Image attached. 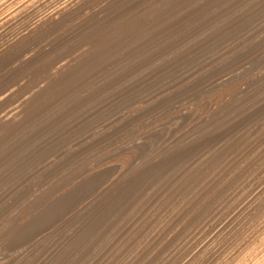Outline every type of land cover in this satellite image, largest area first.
Wrapping results in <instances>:
<instances>
[{
    "label": "bare ground",
    "instance_id": "1",
    "mask_svg": "<svg viewBox=\"0 0 264 264\" xmlns=\"http://www.w3.org/2000/svg\"><path fill=\"white\" fill-rule=\"evenodd\" d=\"M121 1H123V0H0V69L7 68L8 71H12L13 73H15L14 76L12 75L13 84L14 83L20 84L21 80H24L25 77H27V75L21 76L20 74H18L16 72L17 70H19V68L21 69V67L23 68V66H26V65L33 67L34 70L37 69L36 70L37 73L42 72L44 70V73L48 74V72L50 71L51 73L48 75V78H46L44 83L45 82L50 83V81L54 82L56 78H58L57 81L59 83V76H61L63 73H65L69 69H71L70 67H72V64L78 60L77 57H79V55L85 56V54L89 51V47H88V49L85 47L86 50L84 48H83L84 49L83 51L80 50L81 52L79 51V55L76 53L77 56H75L71 60H69L70 59V58H68L69 56L67 57L68 59L66 57L63 58L61 56L62 57L61 59H57L54 62H53V60L51 61V60H49V58L47 59V57H46V55H48L49 49L54 44L58 45L57 42L59 41L60 38L65 39L62 37L71 35L70 34L71 31L77 30L75 28L79 29L80 26H82V25H84V24H86L92 20L100 18L105 13H108L107 11L110 8H112L115 5H118V3H120ZM144 1H146V0H144ZM157 1H159V0H156V2ZM206 1H208V0H206ZM252 1H251V3H253ZM258 1L256 0V2H258ZM135 2H137V1H135ZM164 2L166 3V0ZM179 2H180V0H179ZM192 2L194 3L195 0ZM200 2H201V0H200ZM132 3H134V2L132 1ZM165 3H164V6H165ZM182 3H184V2H182ZM201 3H203L202 5H204V2H201ZM218 3L220 4L221 2H218ZM141 4L139 2L138 5H141ZM159 4H161V3H159ZM159 4H156V5L158 6ZM178 4H180V3H178ZM178 4H177V7L179 6ZM196 4H198L197 1H196ZM222 4H223V2H222ZM149 5H150V3H149ZM162 5L163 4H161V6ZM181 5L182 4H180V6ZM188 5H190V4H188ZM198 5H195V7ZM120 6H122V3ZM127 6H128V2H127ZM153 6L155 7L154 4H153ZM174 6H176V4ZM248 6L250 7V5H248ZM151 7H152V5H151ZM258 7H259V5H258ZM162 8L164 9L163 6H162ZM122 9H123V7H122ZM177 9H179V8H177ZM231 9H233V8H231ZM128 10H129V8H128ZM146 10H148V9H146ZM151 10L153 11V8H151ZM158 10H159V8H158ZM168 10H169V8H168ZM189 10H191V9H189ZM223 10H226V9H223ZM135 11H137V10H135ZM139 11H140V9H139ZM161 11H162V9H161ZM186 11H184V12H186ZM219 11H221V10L219 9ZM236 11H237V9H236ZM242 11L243 10H241V13H242ZM122 12H121V14H122ZM140 12H142V11H140ZM146 12L147 11H145V14H146ZM239 12H240V10H239ZM112 13H111V15H112ZM118 13H117V15H118ZM136 13H138V12H136ZM148 13H150V12H148ZM201 13H202V11H201ZM229 13H230V11H229ZM121 14L119 13V15H121ZM180 14H182V13H180ZM127 15H130V14L126 13V16ZM139 15H140V13H139ZM194 15H195V12H194ZM195 16H197V15H195ZM129 17H130V18H128V19H130L129 22L130 21L132 22L133 19L131 20V15ZM141 17L144 18V16H141ZM148 17H149V14H148ZM164 17L165 16H163V18ZM183 17H185V16H183ZM238 17H239V15H238ZM133 18L135 20V18H137V17L135 16ZM146 18H147V16H146ZM225 18H227V17H225ZM259 18H261V17H259ZM174 19H173V21H174ZM201 19H202V17H201ZM224 19L219 20V21L221 22ZM104 20H106V19H104ZM191 21H193V20H191ZM233 21H235V19ZM233 21H232V23H234ZM117 22H119V21H117ZM164 22H165V20H164ZM260 22H258V23H260ZM102 23H100L99 25L97 24V25L100 26ZM198 23H200V22H198ZM217 23H219V22H217ZM238 23L239 22H237V24ZM94 24L96 25V23H94ZM94 24H93V26H94ZM111 24H112V22H111ZM145 24L147 25V23H145ZM150 24H151V22H150ZM152 24L155 26L154 22ZM209 24H206V25H209ZM223 24H221V25L218 24V25H220V27H221ZM225 24H226V21H225ZM133 25H135L134 22H133L132 26ZM105 26H106V24H104V27ZM136 26H138V25H136ZM172 26H169V29H170V27L172 28ZM263 26L264 25H262V27ZM158 27H159V25H158ZM88 28H90V27H88ZM134 28H135V26H134ZM148 28H149V26H148ZM156 28H157V26H156ZM163 28H164V26H163ZM258 28H260V27H258ZM135 29H137V28H135ZM83 30H84V28H83ZM170 30L173 31L174 29L173 30L170 29ZM193 30H194V28H193ZM251 30H253V28ZM251 30H250V32H251ZM97 31H98V29L95 32H97ZM107 31H108V29H107ZM132 31H131V34H132ZM246 31L244 29V32H246ZM257 31H256V35L258 36ZM87 32H89V34H90V32H91L90 29ZM116 32L118 33V30ZM153 32H156V31L154 30ZM157 32H158V30H157ZM185 32H187V31H185ZM219 32H221V31H219ZM222 32H223V30H222ZM67 33H69V35H66ZM138 33H139V35L141 34L140 32H138ZM151 33L148 34V36L151 35ZM210 33L213 34L212 32H210ZM188 34H189V32H188ZM234 34H235V32H234ZM238 34H240V32ZM262 34H263V32H262ZM103 35L104 34H102L101 36H103ZM119 35H121V34H119ZM205 35H203V36L205 37ZM250 35L253 36L252 32ZM263 35H262V37H263ZM114 36H117V34ZM159 36H160V34H159ZM244 36H245V33H244ZM69 37H71V36H69ZM120 37H122V36H120ZM133 37H135V36H133ZM193 37L195 38V36H193ZM234 37L237 38L238 36H233L232 38H234ZM245 37L247 38V36H245ZM99 38H101V37H99ZM115 38L117 39L118 37H115ZM115 38H112V39H115ZM137 38H136V40H137ZM249 38H250V36H249ZM61 39H60V42H62ZM255 39H256V37H255ZM104 40H105V38L103 39V41ZM132 40H133V38H132ZM176 40H177V38H176ZM179 40H181V39H179ZM252 40H253V38H252ZM71 41H73V40H71ZM75 41L77 43L78 40H75ZM91 41H92V39H91ZM156 41H158V40H156ZM183 41H185V40H183ZM202 41L206 42V39H205V41L204 40H202ZM258 41H260V40H258ZM155 42H153L154 45H155ZM213 42H215V41H213ZM233 42H234V40H233ZM263 42H264V40H263ZM263 42H260V45ZM80 43H81V41H80ZM94 43H95V41H94ZM97 43H96V45H97ZM170 43H171V41H170ZM148 44H150V42ZM164 44H165V42H164ZM178 44H180V43H177V45ZM195 44H197V42ZM198 44H199V42H198ZM208 44L209 43L207 42V45ZM66 45H67V43H66ZM72 45H73V43H72ZM110 45H112L111 42H110ZM75 46H76V44L74 45V47ZM99 46H100V44H99ZM136 46H138L137 43H136ZM165 46L166 45H164L162 48H164ZM183 46H185V44ZM209 46H211V45L209 44L207 46V48ZM213 46L215 47V45H213ZM262 46H260V47L262 48ZM104 47H106V46H104ZM121 47H123V45ZM134 47H135V44H134ZM148 47H150V46H148ZM191 47H192V45H191ZM229 47L230 46H228V48ZM68 49H69V47H68ZM71 49H73V47ZM110 49H112V48H110ZM177 49H179V48H177ZM210 49H212V48H210ZM59 50H60V48H59ZM62 50L64 52L65 48H62ZM95 50H97V49H95ZM95 50H92V51L95 52ZM100 50H102V49H100ZM121 50L124 51L123 49H121ZM147 50L149 51V49H147ZM206 50L208 51V49H206ZM90 51H89V53H90ZM207 51H205V54L207 53ZM225 51H223V52H225ZM229 51H232V50H229ZM60 52H61V50H60ZM60 52H58L57 54L59 55ZM77 52H78V50H77ZM102 52H103V50H102ZM108 52L109 51H107V53ZM128 52H131V51H128ZM133 52H135V51L133 50ZM137 52H138V50H137ZM160 52L162 53V51H160ZM233 52H235V50H233ZM54 53H55V51H54ZM64 53H62L61 55H63ZM244 53H245V51H244ZM256 53H257V50H256ZM102 54L105 56L107 55L104 53H102ZM110 54H111V52H110ZM134 54H136V53H134ZM148 54H150V56H151V53H147V56H148ZM169 54H171V53H169ZM169 54H168V56H169ZM177 54H179V53H177ZM118 55H116V56H118ZM143 55H144V53H143ZM200 55H201V52H200ZM64 56H65V54H64ZM51 57L53 59L52 55H51ZM92 57H91V59H92ZM100 57H102V55L99 56V58ZM170 57H171V55H170ZM185 57L188 59L187 56H185ZM205 57L207 58L209 56L207 55ZM230 57L231 56H229L228 61H229ZM232 57H234V56H232ZM244 57H245V55H244ZM119 58H121V57H119ZM126 58H128V57H126ZM148 58H149V56H148ZM209 59H210V57H209ZM212 59H214V58H212ZM221 59H223V58H221ZM111 60L113 61V58ZM128 60H130V59L128 58ZM137 60H138V56H137ZM155 60H156V58H155ZM263 60H264V57H263ZM106 61H108V60H106ZM112 61L111 62L109 61V62L112 63ZM141 61H143V60H141ZM150 61H152V60H150ZM179 61L177 60V62L176 61L175 62L178 63ZM210 61H211V59H210ZM262 61H261V64H257V66H254V65H252V66L247 65L246 66V65H243L242 62L238 61L243 66L238 67V69L235 71L234 74H231L227 71L229 73V75H226L223 77L219 75L222 78L219 77V79L217 81H215L213 84L210 83L211 85L209 87H207L208 89L206 88L207 90H205L204 92H201V94L199 96L185 97V95H184V97L178 98L177 100H175V102H174L175 106L173 105V107L170 106V108H169V111H170L171 107H172V109L174 108L173 109L174 111L172 114L169 111L168 112L165 111V114L159 116L158 118H156L154 120L141 121L135 128H132L130 131H127L121 135H118L116 138H114L112 140H109V139H102L101 140L100 139L101 141H99V140L94 141L97 138L99 139V138H102L103 136L106 137V135H104V134L106 132H108V129L98 131V132L96 131L93 133L91 132V133H88L86 135V137H84V138L82 137L83 139L79 140V143L77 144V145H79V147L76 148L73 152H71V154H69L68 158H65L66 159V164H65L66 168L62 172L61 178H59V179L57 178L58 180L56 181L54 186L51 187L50 189H48V191H46V192L43 191V193L40 194V197L37 198L36 202L35 203L33 202L34 205L29 210L22 212L21 214L17 215L15 218L2 220L0 222V226H1L0 227L1 228L0 229V245L2 246V248L9 250L12 248L20 247L19 252H21L25 249L27 242L29 240H31L32 238L36 237V234L38 235V232L42 228L45 229V231H49L53 226V225L51 226V223H54V221H56L58 219H64V218H69V217L73 216L75 209H76V212L79 210V212L84 213V211H87L92 206L96 205V203H99L98 207L97 208L95 207L96 209L93 212L94 220H92V218H91V220H92L91 223L87 224L85 222L86 223L85 226H80V228L78 226L79 230L78 231L76 230L77 234L72 236V239H74V237H75V238H78L81 242L80 245L78 243L76 244L79 248L78 256L84 250H86L90 247L93 248V253H95V254H93V256H91L90 258H88L87 260H85L84 262L79 263V264H86L89 261L91 264H264V84L259 83L261 81L264 82V61L263 62ZM122 62H124V61H122ZM166 62H167V60H166ZM188 62H189V60H188ZM128 63H129V61H128ZM135 63H137V61ZM139 63H142V62H139ZM113 64H115V63H113ZM122 64L125 65L124 63H122ZM152 64H154V63H152ZM186 64H187V62H186ZM212 64L215 65L216 63L214 64L212 62ZM230 64H232V62ZM81 65H82V63H81ZM87 65H88V63H87ZM168 65H169V63H168ZM183 65H184V62H183ZM232 65H234V64H232ZM85 66H86V64H85ZM126 66H125V69H126ZM74 67H76V66H74ZM181 67H178V68L181 69ZM205 67H206V64L204 66V69H205ZM218 67H219V65H218ZM105 68H107V67H105ZM127 68H128V66H127ZM144 68L145 67H143L142 69H144ZM166 68H167V66H166ZM210 68L211 67L209 66V69ZM234 68H235V66H234ZM116 69H117L116 71L118 72L121 69V66H120L119 70H118V67ZM137 69H139V68H137ZM146 69H147V65H146ZM206 69H208V68H206ZM110 70L112 71L111 68H110ZM122 70H124V69H122ZM130 70H132V68ZM188 70H189V68H188ZM229 70H231V69H229ZM86 71L87 70H85V72ZM90 71H91V68H90ZM99 71H101V70H99ZM141 71H144V70H141ZM152 71L154 72V69ZM152 71H151V73H152ZM194 71H197V70H194ZM69 72L71 73V70ZM132 72H134V71H132ZM95 73L96 72H93V74H95ZM120 73H121V71H120ZM174 73H176V72H174ZM31 74H30V76H31ZM87 74H85V75H87ZM147 74H148V72H147ZM211 74H213V73H211ZM64 75L65 74H63V76ZM99 75H100V73H99ZM122 75L123 74H121V76ZM43 76H42V78H45ZM107 76H109V75L107 74ZM189 76H191V74ZM194 76H196V75H194ZM194 76H193V78H194ZM8 77H10V76H8ZM33 77H34V74H33ZM92 77H94V76H92ZM30 78H32V77H30ZM87 78H89V76ZM186 78H188V77H186ZM80 79H81V77H80ZM99 79H100V77H99ZM103 79L104 78H101L100 81H102ZM113 79H115V77L112 78V80ZM200 79H201V77H200ZM5 80H6V78H5ZM31 80L33 81V79H31ZM81 80H83L85 82V77L84 78L82 77ZM81 80H80V82H81ZM93 80H94V78H93ZM207 80H209V79H207ZM113 81H115V80H113ZM168 81H169V79H168ZM108 82H110V81H108ZM198 82H201V81L199 80ZM21 83H23V82H21ZM81 83H83V82H81ZM85 83H83L84 87H85ZM175 83H174V85H175ZM258 83L260 85L257 86ZM32 84H33V82H32ZM69 84H71V83H69ZM93 84H95V83H93ZM104 84H106V83H104ZM110 84H111V82H110ZM35 85H33V86H35ZM49 85H51V84H49ZM49 85L47 84L48 87H49ZM63 85H64V83H63ZM119 85H122V84H119ZM176 85H177V83H176ZM189 85H190V83H189ZM193 85H194V83H193ZM206 85L208 86V84H206ZM255 85H256V87L254 89H252ZM30 86H31V84H30ZM33 86H32V89H37V92H35V90H34L32 93L29 94L28 99L30 101H31L33 95L40 92L39 91L40 88H38V85H36V87H34V88H33ZM97 86H99V85H96V87ZM118 86H116V88ZM123 86H128V85L124 84ZM201 86L202 85H200V87ZM42 87H44V84H43V86H41V88ZM66 87H68V86H66ZM93 87H94V85H93ZM100 87H101V85H100ZM111 87H112V85H111ZM119 87H121V86H119ZM149 87H151V86H149ZM159 87H160V85H159ZM198 87H199V85H198ZM116 88L114 86L113 90L115 91ZM7 89H8V86H7ZM16 89H17V87H16ZM87 89H88V85H87ZM87 89H84V90L87 91ZM98 89H99V87H98ZM101 89L103 90V88H101ZM118 89L119 88H117L116 91L119 94ZM73 90L75 91V88ZM0 91H1V89H0ZM50 91L52 92L53 90H50ZM94 91H95V89H94ZM114 91L111 90V92H114ZM193 91H194V89H193ZM196 91H198V90H196ZM87 92H89V90ZM90 92H91V90H90ZM100 92H101V90H100ZM183 92H184V90H183ZM84 93H85V91H84ZM89 93H87V94L89 95ZM101 93L99 94V96L101 95ZM154 93H155V91H154ZM158 93H160V92H158ZM161 93H162V91H161ZM166 93L167 92H165L164 97L167 96ZM17 94H18V92H17ZM44 94H45V92H44ZM103 95H105V94H103ZM23 96L26 97L25 95H23ZM46 96H48V95H46ZM57 96H59V95H57ZM67 96H69V95H67ZM93 96L91 98H94ZM134 96H136V95H134ZM187 96H189V95H187ZM42 97H43V95H42ZM51 97H50V99H51ZM53 97H55V96H53ZM65 97H66V95H65ZM65 97H64V99H65ZM105 97H107V96H105ZM111 97L113 98L114 96H111ZM4 98H6V97H4ZM80 98H81V96H80ZM83 98H84V96H83ZM101 98H103V96H101ZM101 98L99 97L97 99H101ZM115 98H117V97L115 96ZM115 98H113V99H115ZM120 99H121V96H120ZM158 99H160V98L159 97L153 98L150 102L149 101L146 103L144 102L145 106H142L137 110H135L136 103H132L128 107H125L124 105H126V104H124L123 106L125 107V109H123V111L120 112L114 118V120H112L114 122H112V124L109 125L110 126L109 129H111V127L118 126L119 124H121L125 120H129V119L134 118L137 114H139L141 112V109H143L144 107H147V106H151V105L153 106V104H155V101ZM20 100H21V97H20ZM25 100L27 101V99H25ZM70 100H72V99L70 98ZM84 100H86V98H84ZM96 100H94V102H96ZM104 100L106 101V104H107L108 101L105 98H104ZM79 101L81 102V100H79ZM79 101H77V102H79ZM102 101H103V99H102ZM105 101H103V102H105ZM135 101H137V100H135ZM135 101H132V102H135ZM140 102H141V100H140ZM31 103H32V101H31ZM38 103L35 104L34 106L36 107V105H38ZM64 103H66V102H64ZM0 105H2V104H0ZM15 105H17V103ZM80 105H82V104H80ZM168 105H171V104H168ZM168 105H166V106H168ZM52 106H54V105H52ZM82 106L81 107L79 106V108H82ZM116 106H117V104H116ZM4 107H6V106H4ZM14 107H16V106H14ZM22 107L23 106L13 109V111L10 114L3 117L4 121H8V120L14 119L16 116H19L20 112L23 111L22 109L24 107L23 108ZM25 107H26V105H25ZM28 107H29V105H28ZM56 107H57V105H56ZM56 107H55V110L57 111ZM87 107H88V105H87ZM90 107L91 106H89V108ZM11 108L12 107H10V109ZM65 108H66V106H65ZM86 109H88V108H86ZM95 109H97V108H95ZM93 110L94 109H92V111ZM109 110H111V109H109ZM1 111H3V110H1ZM38 111H40V108ZM88 111H89V109H88ZM35 112H37V111H35ZM81 112H85V111H81ZM151 112H153V111H151ZM4 113H6V111ZM75 113L77 114L78 112H75ZM43 115L45 116L46 114L44 113ZM78 115H79V113L77 114V116ZM94 115L92 116V118L94 117ZM97 116H98V114H97ZM97 116H95V117H97ZM143 116H145V114ZM95 117H94V119H95ZM105 118H103V119H105ZM15 119H18V118H15ZM31 119H33V118H31ZM42 119L44 122V118H42ZM78 119H80V118H78ZM81 119L83 120L84 118L81 117ZM81 119H80V121H81ZM1 120L2 119H0V121ZM92 121H94V120H92ZM138 121H140V120L138 119ZM58 122H59V120L57 121V123ZM77 122H78V120H77ZM89 122H91V120ZM44 123H46V121ZM61 123H63V122H61ZM94 123H96V122H94ZM38 124H39V122H38ZM97 124H98V121H97ZM116 124H118V125H116ZM31 125H32V123L30 124V126ZM83 125H85V124H83ZM104 125H105V122H104ZM0 126H2V125L0 124ZM33 126H34V124H33ZM90 126H91V124H90ZM72 127L73 126H71V129H73ZM86 127L87 126L85 125V128ZM27 128H29V126H27ZM88 128H90V127H88ZM33 132H35V131H33ZM12 133L13 132L11 131V134ZM84 133H86V132H84ZM112 133H113V131H112ZM11 134H9V135H11ZM72 136H74V135H72ZM70 138L68 137V139H70ZM76 139L78 142L77 137H76ZM15 140L17 141V139H15ZM21 141L23 142V140H21ZM77 142H75V143H77ZM46 144H49V143L47 142V143H45V145ZM9 145H11V144H9ZM72 145H70L69 147H71ZM16 146H18V145H16ZM19 146H20V144H19ZM6 147H8V145ZM12 148H14V147L12 146ZM32 149L34 150V148H32ZM50 149H51V147H50ZM14 150H15V148H14ZM63 150H65V148ZM35 151H38V150H35ZM41 151H43V150H41ZM11 152H13V150H11ZM66 152L68 153V151H66ZM12 154H15V153H12ZM51 154H53V152ZM0 156H1V154H0ZM13 157H15V156H13ZM45 158H47V157H45ZM50 158L51 159L49 161L47 160V163L45 165V167H46L45 170L51 166H54L55 163L59 162L58 161L59 159H57V161H56L54 158H52V157H50ZM0 159H1V157H0ZM42 160L43 159H41L40 161H42ZM4 162H1V163H4ZM37 162L38 161H36V163ZM113 162H120L119 163L120 167L117 170L114 168L115 171H112V172H108V171H106V169L102 173L99 172L100 171L99 169H101V167L102 168L106 167L108 164L113 163ZM19 163H20V161H19ZM117 164L118 163H116V165ZM28 166H30V165H28ZM109 166L114 167L115 165L113 163ZM13 169L15 170V168H13ZM31 169H32V167H31ZM41 169H43V168H41ZM21 170L22 169L19 170V173L21 172ZM35 170H37V169H35ZM39 171H41V170H39ZM2 172L3 171L1 169L0 173H2ZM4 172H5V170H4ZM34 172H36V171H34ZM7 173L10 174L9 172H7ZM39 173H38V175H40ZM32 174H34V173H32ZM32 174H30V178H32L31 177ZM50 174H52V173H50ZM11 175H13V174H11ZM38 175H36V176L38 177ZM40 177L42 178V176H40ZM39 178H38V180H39ZM5 181H6V179H5ZM22 181L23 180H21V182ZM29 181L32 182L33 178H32V181L31 180H29ZM33 182H36V181H33ZM7 184L9 185V182ZM28 185H29V183H28ZM31 185H32V183H31ZM31 185H29V186H31ZM16 187L17 186H15V188ZM68 188H70V189H68ZM4 189H5V187H4ZM9 189H11V188L9 187ZM16 190L18 191L19 188ZM3 191L4 190H2V192ZM7 191H12V190H7ZM36 192L34 191V193H36ZM6 195H8V194L6 193ZM17 195H18V193H17ZM3 196L4 195H2L1 198L5 199V197H3ZM32 196H33V194H32ZM8 198H10V197H7V199ZM36 208H43V210L38 215H33L34 214L33 212ZM103 210H106L105 214L101 215ZM87 214H88V212H87ZM8 218H9V216H8ZM234 219H239V222L237 225H235L236 223H234L232 225V220H234ZM71 220H72V218H71ZM98 220H99V222H98ZM104 221L108 222V223L105 224ZM149 224L150 225H156V226H147ZM230 224L232 226H229ZM22 225H25V226H23L25 228L23 231H17L16 234H11V235L7 232V230H5L3 228L6 226H12L13 228H15V226H22ZM114 226H116V228H113ZM73 229H75V228H73ZM113 229L117 232H119L118 230H120V231L127 230V231L124 233V235H122V234L115 235L116 232ZM106 230H111V232L114 233V237L110 238V240H108L109 238L101 240V237ZM95 234H99V237L91 238ZM41 235H43V234H41ZM44 235H46V233ZM78 256L76 257V259L78 258ZM8 257H9V255L7 252L6 253L4 252L2 255H0V259H6Z\"/></svg>",
    "mask_w": 264,
    "mask_h": 264
},
{
    "label": "rangeland",
    "instance_id": "2",
    "mask_svg": "<svg viewBox=\"0 0 264 264\" xmlns=\"http://www.w3.org/2000/svg\"><path fill=\"white\" fill-rule=\"evenodd\" d=\"M128 2V6H127V2ZM132 1L134 3H132ZM123 0L120 3H118V5L113 6L112 8H110L104 15H102L100 18L92 20L82 26L78 28L76 31L73 30L70 32L71 35H69V33H67L66 35L69 36H64L62 38L65 39H61L62 42L59 41L57 42L58 45L54 44L48 51V55H46L47 59L49 58V60H53L56 61L57 59H61L62 57H68L70 58L69 60H71L72 58H74L75 56H77V54L79 55V51H83L84 49L86 50V48L88 49L89 47V51L85 54V56H80L77 57V61L74 62L72 64V67H70L71 69H69L67 72L63 73L65 74L63 76V74L61 76H59V83H58V78H54L55 81L57 82H53L50 81V83H44V81L46 80V78H48V75L51 73L50 71L48 72V74L44 73V70L42 72L37 73L35 69L33 67H30L29 65L23 66V68L21 67V69L19 68V70H17L16 72L18 74H20L21 76L23 75H27V77H25L24 80H21V83H17V84H13L12 82V75L14 76L15 73H13L12 71H8L7 68L5 69H0V104H4L3 106L0 105V119H2L0 121V124L2 126H0V154H1V159H0V171L2 169V173H0V198L2 197V195H4V198L0 199V222L2 220H6V219H11V218H15L17 215L21 214L22 212H25L27 210H29L34 203L36 202L37 198L40 197V194L43 193V191H48V189H50L51 187L54 186V184L56 183V181L61 178V174L62 172L65 170V164H66V159L68 158L69 154H71V152H73L76 148L79 147V145H77L79 143V140H82L84 137H86V135L88 133H93V132H98V131H102V130H107L108 132H106L102 138H97L94 141H101L102 139H109L112 140L114 138H116L118 135L123 134L124 132L130 131L132 128H135L141 121H148V120H154L156 118H158L159 116L165 114V111L168 112L170 106L173 107L175 100H177L178 98H182L184 97H193V96H199L201 94V92H204L205 90H207L211 84H213L215 81H217L219 79L220 76H226L229 75V73L234 74L235 71L238 69V67H241L243 65H248V66H257V64H261V61L263 60L264 57V26L262 27V25H264V0H257L258 2H256V0L252 1V0H201V2H204V5H202L203 3L200 2V0H195V2L193 3L192 1L194 0H166V3L164 2L165 0H159L156 2V0ZM137 1V2H135ZM155 3H154V2ZM161 1V2H160ZM163 1V2H162ZM196 1L198 4H196ZM201 3H199V2ZM212 1V2H211ZM232 1V2H231ZM251 1L253 3H251ZM126 2V3H125ZM140 2L141 5H138ZM145 2V3H144ZM177 2V3H176ZM184 2V3H182ZM208 2V3H207ZM218 2H221L220 4ZM223 2V4H222ZM228 2V3H227ZM246 2V3H245ZM261 2V3H260ZM122 3V6H120ZM132 3V4H131ZM150 3V5H149ZM163 4L162 6L164 7V9L162 8L161 4ZM165 3V6H164ZM168 3V4H167ZM170 3V4H169ZM182 4L180 6V4ZM212 3V4H211ZM235 3V4H234ZM120 4V5H119ZM134 4V5H133ZM153 4L155 5V7L153 6ZM156 4H159L158 6ZM176 4V6L174 5ZM177 4L179 5L177 7ZM190 4V5H188ZM194 6H193V5ZM230 6H229V5ZM240 6H238V5ZM250 5V7L248 5ZM259 7H258V5ZM136 5V6H135ZM138 5V6H137ZM152 5V7H151ZM185 5V6H184ZM187 5V6H186ZM195 5H198L195 7ZM209 5V6H208ZM216 5V6H215ZM235 5V6H234ZM120 6V7H119ZM131 6V7H130ZM172 8H171V7ZM183 6V7H182ZM225 6V7H224ZM116 9H115V8ZM123 7V9H122ZM127 7V8H126ZM181 7V8H180ZM191 7V8H190ZM194 7V8H193ZM199 7V8H198ZM226 9V10H223ZM228 7V8H227ZM248 7V8H247ZM129 8V10H128ZM133 8V9H132ZM151 8H153V11L151 10ZM155 8V9H154ZM157 8V9H156ZM159 8V10H158ZM169 8V10H168ZM179 8V9H177ZM186 8V9H185ZM207 8V9H206ZM233 8V9H231ZM263 8V9H262ZM112 9V10H111ZM122 12L119 11V10ZM127 9V10H126ZM142 11L140 12L139 11ZM145 9V10H144ZM148 9V10H146ZM162 9V11H161ZM191 9V10H189ZM196 11H195V10ZM219 9L221 11H219ZM237 9V11H236ZM253 11H252V10ZM259 9V10H258ZM131 10V11H130ZM137 10V11H135ZM157 12H156V11ZM187 10V11H186ZM193 10V11H192ZM200 10V11H199ZM240 10V12H239ZM241 10L242 13H241ZM145 11L146 14H145ZM186 11V12H184ZM202 11V13H201ZM212 11V12H211ZM218 11V12H217ZM228 11V12H227ZM230 11V13H229ZM233 11V12H232ZM236 11V12H235ZM250 11V12H249ZM263 11V12H262ZM114 14H113V13ZM121 15H119V13ZM131 15V20L134 18L133 17H137L135 18V20L132 22L128 19L130 18V15L126 16V13ZM138 12V13H136ZM150 12V13H148ZM154 12V13H153ZM178 12V13H177ZM195 12V16L194 15ZM197 12V13H196ZM112 13V15H111ZM118 13V15H117ZM141 16H144L141 17ZM144 13V14H143ZM170 13V14H169ZM178 15H177V14ZM182 13V14H180ZM184 13V14H183ZM199 13V14H198ZM226 13V14H225ZM241 15H240V14ZM251 13V14H250ZM124 14V15H123ZM149 14V17H148ZM151 14V15H150ZM193 14V15H192ZM205 14V15H204ZM233 14V15H232ZM235 14V15H234ZM256 14V15H255ZM158 15V16H157ZM171 15V16H170ZM187 15V16H186ZM189 15V16H188ZM202 15V16H201ZM204 15V16H203ZM228 15V16H227ZM237 15V16H236ZM239 15V17H238ZM249 17H248V16ZM124 16V17H123ZM126 16V17H125ZM147 16V18H146ZM151 16V17H150ZM157 18H156V17ZM163 16H165L163 18ZM168 16V17H167ZM185 16V17H183ZM192 16V17H191ZM200 16V17H199ZM217 16V17H216ZM222 16V17H221ZM243 16V17H242ZM245 16V17H244ZM155 17V18H154ZM172 17V18H171ZM183 19H182V18ZM190 17V18H189ZM194 17V18H193ZM202 17V19H201ZM227 17V18H225ZM247 17V18H246ZM255 17V18H254ZM261 17V18H259ZM125 18V19H124ZM152 18V19H151ZM162 20H161V19ZM175 18V19H174ZM186 18V19H185ZM205 18V19H204ZM225 18V19H224ZM239 18V19H238ZM244 20H243V19ZM106 19V20H104ZM137 19V20H136ZM150 19V20H149ZM158 19V20H157ZM160 19V20H159ZM165 22H164V20ZM174 19V21H173ZM207 19V20H206ZM223 21H219L222 20ZM235 19V21L233 20ZM237 19V20H236ZM241 19V20H240ZM251 19V20H250ZM254 19V20H253ZM258 19V20H257ZM111 20V21H110ZM146 20V21H145ZM149 20V21H148ZM156 20V21H155ZM172 22H171V21ZM176 20V21H175ZM193 20V21H191ZM201 20V21H200ZM246 20V21H245ZM119 21V22H117ZM137 21V22H136ZM164 23H163V22ZM171 23H170V22ZM184 21V22H183ZM186 21V22H185ZM226 21V24H225ZM232 21L234 23H232ZM256 21V22H255ZM261 21V22H260ZM106 24V26L104 27V24ZM108 22V23H107ZM112 22V24H111ZM133 25L132 26V24ZM144 22V23H143ZM149 22V23H148ZM151 22V24H150ZM155 23V26L152 23ZM169 24H168V23ZM190 22V23H189ZM200 22V23H198ZM219 22V23H217ZM229 22V23H228ZM237 22H239L237 24ZM252 22V23H251ZM260 22V23H258ZM96 23V25L94 24ZM100 23H102L100 26H98ZM117 23V24H116ZM141 23V24H140ZM147 23V25L145 24ZM173 23V24H172ZM176 23V24H175ZM203 25H202V24ZM210 23V24H209ZM224 23V24H223ZM236 23V24H235ZM256 23V24H255ZM262 23V24H261ZM90 26H89V25ZM94 24V26H93ZM98 24V25H97ZM157 24V25H156ZM187 24V25H186ZM209 24V25H206ZM218 24H223L221 27ZM233 24V25H232ZM138 25V26H136ZM153 25V26H152ZM159 25V27H158ZM161 25V26H160ZM164 28H163V26ZM173 25V26H172ZM213 25V26H212ZM218 25V26H217ZM238 25V26H237ZM247 27H246V26ZM254 25V26H253ZM256 25V26H255ZM137 28L135 29L134 28ZM149 26V28H148ZM152 26V27H151ZM157 26V28H156ZM169 26H172V28L170 27V29H174L173 31H171L169 29ZM175 26V27H174ZM183 26V27H182ZM196 26V27H195ZM209 26V27H208ZM224 26V27H223ZM84 30H83V28ZM90 27V28H88ZM92 27V28H91ZM133 27V28H132ZM161 27V28H160ZM182 27V28H181ZM206 27V28H205ZM219 27V28H218ZM241 27V28H240ZM243 27V28H242ZM250 27V28H249ZM255 27V28H254ZM260 27V28H258ZM88 28V29H87ZM131 28V29H130ZM176 28V29H175ZM194 28V30H193ZM211 28V29H210ZM224 28V29H223ZM253 28V30H251ZM258 28V29H257ZM90 29V34L89 31ZM98 29L97 32H95ZM101 29V30H100ZM108 29V31H107ZM142 29V30H141ZM158 32H157V30ZM166 29V30H165ZM178 29V30H177ZM213 29V30H212ZM221 29V30H220ZM244 29L246 32H244ZM253 34H251L250 30ZM79 30V31H78ZM106 30V31H105ZM113 32H111V31ZM118 30V33L116 32ZM135 32H133V31ZM156 32H153V31ZM181 30V31H180ZM184 30V31H183ZM198 30V31H197ZM211 30V31H210ZM216 30V31H215ZM223 30V32H222ZM229 30V31H228ZM234 30V31H233ZM255 30V31H254ZM258 30V31H257ZM106 33H105V32ZM121 31V32H120ZM132 31V34H131ZM149 31V32H148ZM187 31V32H185ZM203 31V32H202ZM221 31V32H219ZM240 34H238L239 32ZM256 31L258 36L256 35ZM74 32V33H73ZM87 32V33H86ZM124 32V33H123ZM140 32L141 34L139 35ZM152 32V33H151ZM182 32V33H181ZM189 32V34H188ZM210 32H212L213 34H211ZM235 32V34H234ZM237 32V33H236ZM263 32V34H262ZM92 33V34H91ZM100 33V34H99ZM111 33V34H110ZM145 33V34H144ZM148 36V34H150ZM203 33V34H202ZM219 33V34H218ZM222 33V34H221ZM247 36V38L244 36ZM248 33V34H247ZM250 33V34H249ZM263 37H262V35ZM80 34V35H79ZM99 34V35H98ZM102 34H104L103 36H101ZM108 34V35H107ZM117 36H114L116 35ZM121 34V35H119ZM135 34V35H134ZM137 34V35H136ZM144 34V35H143ZM147 34V35H146ZM160 34V36H159ZM184 34V35H183ZM188 34V35H187ZM200 34V35H199ZM206 34V35H205ZM210 36H209V35ZM229 36H228V35ZM237 34V35H236ZM74 35V36H73ZM113 35V36H112ZM125 35V36H124ZM139 35V36H138ZM177 35V36H176ZM205 35V37L203 36ZM214 35V36H213ZM222 35V36H221ZM227 35V36H226ZM78 36V37H77ZM98 36V37H97ZM122 36V37H120ZM135 36V37H133ZM148 36V37H147ZM166 36V37H165ZM188 36V37H187ZM192 36V37H191ZM195 36V38L193 37ZM219 36V37H218ZM233 36H238L237 38H232ZM244 36V37H243ZM250 36V38H249ZM252 36V37H251ZM87 37V38H86ZM101 37V38H99ZM115 37H118L117 39ZM124 37V38H123ZM138 37V38H137ZM179 37V38H178ZM203 37V38H202ZM214 37V38H213ZM242 37V38H241ZM256 37V39H255ZM261 37V38H260ZM75 38V39H74ZM98 40H96V39ZM105 38V40L103 41V39ZM115 38V39H112ZM126 38V39H125ZM133 38V40H132ZM137 38V40H136ZM163 38V39H162ZM167 40H166V39ZM172 38V39H171ZM177 38V40H176ZM194 38V39H193ZM210 38V39H209ZM217 40H216V39ZM253 38V40H252ZM259 38V39H258ZM92 39V41H91ZM95 39V40H94ZM109 39V40H108ZM112 39V40H111ZM131 39V40H130ZM181 39V40H179ZM185 41H183V40ZM206 42H203L202 40ZM208 39V40H207ZM222 41H221V40ZM224 39V40H223ZM73 40V41H71ZM75 40H78L77 43ZM100 40V41H99ZM111 40V41H110ZM135 40V41H134ZM158 40V41H156ZM164 40V41H163ZM169 40V41H168ZM176 40V41H175ZM228 40V41H227ZM234 40V42H233ZM260 40V41H258ZM65 41V42H64ZM81 41V43H80ZM88 41V42H87ZM95 41V43H94ZM112 45H110V42ZM117 41V42H116ZM156 41V42H155ZM160 41V42H159ZM171 41V43H170ZM215 41V42H213ZM225 41V42H224ZM90 42V43H89ZM98 42V43H97ZM116 42V43H115ZM132 42V43H131ZM144 42V43H143ZM150 42V44H148ZM153 42H155V45L153 44ZM162 42V43H161ZM165 42V44H164ZM174 42V43H173ZM186 42V43H185ZM193 42V43H192ZM197 42V44H195ZM199 42V44H198ZM207 42L211 45L207 48ZM213 42V43H212ZM218 42V43H217ZM258 42V43H257ZM260 42L261 43L260 45ZM65 45H64V44ZM67 43V45H66ZM73 45L71 46L70 44ZM79 43V44H78ZM97 43V45H96ZM136 43L138 46H136ZM162 45H161V44ZM177 43H180L177 45ZM192 43V44H191ZM237 43V44H236ZM69 44V45H68ZM76 44V46L74 47V45ZM84 44V45H83ZM87 44V45H86ZM100 44V46H99ZM120 44V45H119ZM126 44V45H125ZM135 44V47H134ZM166 45L164 48H162L164 45ZM185 44V46H183ZM187 44V45H186ZM221 44V45H220ZM243 46H242V45ZM61 45V46H60ZM90 45V46H89ZM116 47H115V46ZM119 45V46H118ZM123 45V47H121ZM153 45V46H152ZM168 45V46H167ZM172 45V46H171ZM192 45V47H191ZM215 45V47L213 46ZM220 45V46H219ZM245 45V46H244ZM263 45V46H262ZM106 46V47H104ZM114 46V47H113ZM150 46V47H148ZM153 48H152V47ZM158 46V47H157ZM197 48H196V47ZM206 46V47H205ZM228 46H230L228 48ZM262 46V48L260 47ZM69 47V49H68ZM73 47V49L71 48ZM86 47V48H85ZM93 47V48H92ZM119 47V48H118ZM147 47V48H146ZM157 47V48H156ZM191 47V48H190ZM194 47V48H193ZM217 47V48H216ZM239 47V48H238ZM246 49H245V48ZM62 53H64L65 51V56L64 54L61 55L62 53L60 52V50ZM62 48H65V51L63 52ZM79 48V49H78ZM84 48V49H83ZM97 50H95V49ZM104 48V49H103ZM112 48V49H110ZM125 48V49H124ZM146 48V49H145ZM151 48V49H150ZM159 48V49H158ZM161 48V49H160ZM179 48V49H177ZM189 48V49H188ZM203 50H202V49ZM212 48V49H210ZM241 48V49H240ZM252 48V49H251ZM261 48V49H260ZM54 49V50H53ZM72 51H71V50ZM76 51H75V50ZM102 49V50H100ZM106 49V50H105ZM121 49H123L124 51H122ZM128 49V50H127ZM130 49V50H129ZM135 52H133V50ZM149 49V51L147 50ZM164 51H163V50ZM174 49V50H173ZM176 49V50H175ZM193 49V50H192ZM208 49V51L206 50ZM228 51H227V50ZM78 50V52H77ZM92 50H95L92 51ZM127 50V51H126ZM138 50V52H137ZM158 50V51H157ZM226 50V51H225ZM232 50V51H229ZM233 50H235V52H233ZM241 50V51H240ZM251 50V51H250ZM257 50V53H256ZM261 50V51H260ZM55 51V53H54ZM80 51V52H81ZM99 51V52H98ZM106 51V52H105ZM107 51H109L107 53ZM126 51V52H125ZM131 51V52H128ZM162 51V53L160 52ZM170 51V52H169ZM175 51V52H174ZM205 51H207V53L205 54ZM225 51V52H223ZM245 51V53H244ZM250 51V52H249ZM58 52L59 55L57 54ZM75 52V53H74ZM101 52V53H100ZM111 52V54H110ZM133 52V53H132ZM159 52V53H158ZM181 52V53H180ZM201 52V55H200ZM237 52V53H236ZM243 52V53H242ZM254 52V53H253ZM77 53V54H76ZM107 54L106 56L103 55ZM128 55H127V54ZM136 53V54H134ZM141 55H139V54ZM144 53V55H143ZM147 53H151L148 54ZM161 53V54H160ZM171 53V54H169ZM176 53V54H175ZM179 53V54H177ZM194 53V54H193ZM213 53V54H212ZM263 53V54H262ZM67 54V55H66ZM92 54V55H91ZM99 58V56H101ZM113 54V55H112ZM119 54V55H118ZM126 54V55H125ZM169 54V56H168ZM174 54V55H173ZM197 54V55H196ZM200 56H199V55ZM211 54V55H210ZM226 54V55H225ZM51 55L53 56V59L51 57ZM118 55V56H116ZM171 55V57H170ZM182 55V56H181ZM209 56V57H205V56ZM223 55V56H222ZM245 55V57H244ZM249 55V56H248ZM254 55V56H253ZM50 56V57H49ZM62 56V57H61ZM93 56V57H92ZM116 56V57H115ZM137 56H138V60H137ZM153 56V57H152ZM187 56L188 59L185 57ZM197 56V57H196ZM230 57L229 61L228 58ZM234 56V57H232ZM56 59H55V58ZM94 60H92L91 59ZM121 57V58H119ZM128 57L130 60H128ZM152 57V58H151ZM165 57V58H164ZM167 57V58H166ZM179 57V58H178ZM193 57V58H192ZM196 57V58H195ZM214 59H212V58ZM217 57V58H216ZM247 57V58H246ZM250 57V58H249ZM252 57V58H251ZM67 58V59H68ZM86 58V59H85ZM108 58V59H107ZM113 58V61L111 60ZM118 58V59H117ZM133 58V59H132ZM156 58V60H155ZM161 58V59H160ZM223 58V59H221ZM234 60H233V59ZM257 58V59H256ZM262 58V59H261ZM55 59V60H54ZM101 59V60H100ZM115 59V60H114ZM120 59V60H119ZM147 59V60H146ZM204 61H203V60ZM217 59V60H216ZM220 59V60H219ZM225 59V60H224ZM238 59V60H237ZM87 60V61H86ZM99 60V61H98ZM108 60V61H106ZM118 62H117V61ZM135 60V61H134ZM140 60V61H139ZM143 60V61H141ZM152 60V61H150ZM167 60V62H166ZM177 60L179 61L178 63ZM189 60V62H188ZM207 60V61H206ZM79 61V62H78ZM103 63H102V62ZM112 61V63L110 62ZM124 61V62H122ZM127 61V62H126ZM129 61V63H128ZM137 61V63H135ZM149 61V62H148ZM176 61V62H175ZM201 61V62H200ZM224 61V62H223ZM235 61V62H234ZM237 61V62H236ZM242 62V64L240 62ZM264 61V60H263ZM262 61V62H263ZM82 65H81V63ZM88 65H87V63ZM94 64H93V63ZM108 62V63H107ZM126 62V63H125ZM135 64H134V63ZM142 62V63H139ZM147 64H146V63ZM184 62V65H183ZM187 62V64H186ZM194 62V63H193ZM212 62L215 64L213 65ZM219 62V63H218ZM232 62V64H230ZM247 64H246V63ZM253 62V63H252ZM80 65H79V64ZM97 63V64H96ZM102 63V64H101ZM115 63V64H113ZM122 63H124L125 65H123ZM144 63V64H143ZM154 63V64H152ZM160 63V64H159ZM169 63V65H168ZM173 63V64H172ZM202 65H200V64ZM228 63V64H227ZM86 64V66H85ZM110 64V65H109ZM130 64V65H129ZM142 64V65H141ZM157 64V65H156ZM167 64V65H166ZM190 64V65H189ZM206 64V67L204 69V66ZM118 65V66H117ZM128 68H127V66ZM133 65V66H132ZM138 65V66H137ZM140 65V66H139ZM146 65H147V69H146ZM150 65V66H149ZM178 67H181L178 68ZM180 65V66H179ZM219 65V67H218ZM232 67H231V66ZM76 66V67H74ZM81 66V67H80ZM101 66V67H100ZM121 66V69L119 70ZM126 66V69H125ZM137 66V67H136ZM167 66V68H166ZM209 66L211 67L209 69ZM235 66V68H234ZM107 67V68H105ZM118 67V72L116 71ZM143 67H145L144 69H142ZM158 67V68H157ZM184 67V68H183ZM192 67V68H191ZM202 67V68H201ZM214 67V68H213ZM225 67V68H224ZM227 67V68H226ZM76 68V69H75ZM84 70H83V69ZM91 68V71H90ZM102 68V69H101ZM110 68L112 69V71L110 70ZM132 68V70H130ZM139 68V69H137ZM189 68V70H188ZM208 68V69H206ZM217 68V69H216ZM223 68V69H222ZM231 70H229V69ZM124 69V70H122ZM137 69V70H136ZM154 69V72L152 71ZM213 69V70H212ZM217 71H215V70ZM221 69V70H220ZM5 70V71H4ZM27 70V71H26ZM71 70V73L69 72ZM79 70V71H78ZM82 70V71H81ZM85 70H87L85 72ZM101 70V71H99ZM108 72H107V71ZM136 70V71H135ZM144 70V71H141ZM197 70V71H194ZM224 70V71H223ZM3 71V72H2ZM76 71V72H75ZM105 71V72H104ZM121 71V73H120ZM125 71V72H124ZM127 71V72H126ZM134 71V72H132ZM150 71V72H149ZM152 71V73H151ZM229 73H228V72ZM80 72V73H79ZM93 72H96L95 74H93ZM124 72V73H123ZM132 72V73H131ZM148 72V74H147ZM176 72V73H174ZM191 72V73H190ZM221 72V73H220ZM10 73V74H9ZM27 73V74H26ZM32 73V74H31ZM78 73V74H77ZM87 74L89 76V78H87L88 76L85 75ZM100 73V75H99ZM120 73V74H119ZM128 73V74H127ZM135 73V74H134ZM137 73V74H136ZM143 73V74H142ZM194 73V74H193ZM213 73V74H211ZM218 73V74H217ZM220 73V74H219ZM31 74V76H30ZM34 74V77H33ZM42 74V75H41ZM107 74L109 76H107ZM121 74H123L121 76ZM170 74V75H169ZM191 74V76L189 75ZM6 75V76H5ZM29 75V76H28ZM41 75V76H40ZM44 75V76H43ZM69 75V76H68ZM137 75V76H136ZM175 75V76H174ZM196 75V76H194ZM207 77H205V76ZM213 75V76H212ZM215 75V76H214ZM220 75V76H219ZM10 76V77H8ZM45 77V78H42ZM94 76V77H92ZM103 76V77H102ZM113 76V77H112ZM172 76V77H171ZM194 76V78H193ZM6 80H5V78ZM32 77V78H30ZM62 79H61V78ZM65 79H64V78ZM69 77V78H68ZM82 79V77H85V82ZM100 77V79H99ZM115 77V81L112 80V78ZM178 77V78H177ZM188 77V78H186ZM201 77V79H200ZM220 77V78H222ZM3 78V79H2ZM30 78V79H29ZM71 78V79H70ZM94 78V80H93ZM101 78H104L102 81ZM134 78V79H133ZM144 78V79H143ZM193 78V79H192ZM198 78L201 82H198L199 80L196 79ZM206 78V79H205ZM33 79V81L31 80ZM43 79V80H42ZM53 79V80H54ZM89 79V80H88ZM143 79V80H142ZM158 79V80H157ZM169 79V81H168ZM177 83L173 81V80ZM176 79V80H175ZM179 79V80H178ZM209 79V80H207ZM214 79V80H213ZM3 80V81H2ZM8 80V81H7ZM64 82H63V81ZM85 83V87L84 84L80 82ZM88 80V81H87ZM121 80V81H120ZM124 80V81H123ZM185 80V81H184ZM188 80V81H187ZM191 80V81H190ZM193 80V81H192ZM196 80V81H195ZM213 80V81H212ZM95 81V82H94ZM97 81V82H96ZM99 81V82H98ZM104 81V82H103ZM110 81V82H108ZM118 81V82H117ZM120 81V82H119ZM128 81V82H127ZM138 81V82H137ZM178 81V82H177ZM183 81V82H182ZM204 81V82H203ZM208 81V82H207ZM33 82V84H32ZM38 82V83H37ZM49 82V81H48ZM88 82V83H87ZM101 82V83H100ZM109 84H108V83ZM123 82V83H122ZM158 82V83H157ZM171 82V83H170ZM173 82V83H172ZM185 82V83H184ZM203 82V83H202ZM3 83V84H2ZM31 86H30V84ZM37 83V84H36ZM64 83V85H63ZM71 83V84H69ZM90 83V84H89ZM95 83V84H93ZM97 83V84H96ZM103 83V84H102ZM106 83V84H104ZM116 85H115V84ZM127 83V84H126ZM160 83V84H159ZM175 83V85H174ZM190 83V85H189ZM194 83V85H193ZM201 83V84H200ZM211 83V84H210ZM260 84H264V82H259ZM257 84L260 85V84ZM38 85V88H40V92L33 95L31 101L28 99L29 98V94L32 93L34 90L35 92H37V89H32L33 85ZM44 87L41 88V86ZM47 84H51L49 85V87L47 86ZM74 84V85H73ZM122 84V85H119ZM128 85V86H123V85ZM132 84V85H131ZM134 84V85H133ZM185 84V85H184ZM208 84V86L206 85ZM14 85V86H13ZM33 86L34 87H36ZM41 85V86H40ZM72 87H71V86ZM87 85H88V89H87ZM94 85V87H93ZM96 85H99L96 87ZM101 85V87H100ZM108 85V86H107ZM112 85V87H111ZM121 87H119V86ZM155 87H153V86ZM160 85V87H159ZM162 85V86H161ZM174 85V86H173ZM196 85V86H195ZM199 85V87H198ZM200 85H202L200 87ZM8 86V89H7ZM10 86V87H9ZM68 86V87H66ZM70 86V87H69ZM104 86V87H103ZM114 86L116 88V86H118V92L117 93V88L114 89ZM151 86V87H149ZM157 86V87H156ZM177 86V87H176ZM186 86V87H185ZM191 86V87H190ZM6 87V88H5ZM17 87V89H16ZM48 87V88H47ZM75 88V91L73 90ZM84 87V88H83ZM93 87V88H92ZM101 92H100V90ZM124 87V88H123ZM196 87V88H195ZM256 87V85L252 88L254 89ZM4 88V89H3ZM14 88V89H13ZM22 88V89H21ZM47 88V89H46ZM63 88V89H62ZM72 90H71V89ZM97 88V89H96ZM103 88V90L101 89ZM109 88V89H108ZM126 88V89H125ZM129 88V89H128ZM159 88V89H158ZM163 88V89H162ZM187 90H186V89ZM194 91H193V89ZM207 88V89H206ZM70 89V90H69ZM87 91L91 90V92H87ZM95 89V91H94ZM114 92H111V90ZM128 89V90H127ZM142 89V90H141ZM158 89V90H157ZM162 89V90H161ZM198 91H196V90ZM4 90V91H3ZM16 90V91H15ZM48 90V91H47ZM50 90H53L52 92ZM59 90V91H58ZM127 90V91H126ZM184 90V92H183ZM186 90V91H185ZM24 91V92H23ZM85 91V93H84ZM93 91V92H92ZM99 93H98V92ZM144 91V92H143ZM155 91V93H154ZM162 91V93H161ZM190 93H189V92ZM196 91V92H195ZM2 92V93H1ZM9 94H8V93ZM18 92V94H17ZM45 92V94H44ZM48 92V93H47ZM71 92V93H70ZM82 94H81V93ZM117 94H116V93ZM160 92V93H158ZM166 93L167 96L164 97V94ZM177 92V93H176ZM179 92V93H178ZM7 93V94H6ZM20 93V94H19ZM42 93V94H41ZM56 95H55V94ZM59 93V94H58ZM66 93V94H65ZM89 93V95L87 94ZM92 93V94H91ZM96 93V94H95ZM101 93V95L99 96V94ZM128 93V94H127ZM158 93V94H157ZM175 93V94H174ZM189 93V94H188ZM28 94V95H27ZM95 94V95H94ZM105 94V95H103ZM163 96H162V95ZM174 94V95H173ZM179 94V95H178ZM18 95V96H17ZM22 95V96H21ZM23 95H25L26 97H24ZM43 95V97H42ZM48 95V96H45ZM52 97H51V96ZM59 95V96H57ZM66 95V97H65ZM69 95V96H67ZM78 95V96H77ZM84 98H86V100H84ZM91 95V96H90ZM94 95V96H93ZM136 95V96H134ZM189 95V96H187ZM55 96V97H53ZM57 96V97H56ZM81 96V98H80ZM88 96V97H87ZM94 98H91V97ZM101 96H103V98H101ZM107 96V97H105ZM111 96H114L113 98H115V96L117 98L113 99ZM121 96V99H120ZM126 96V97H125ZM160 99L155 101V104H153V106H147L144 107L143 109H141V112L139 114H137L134 118L129 119V120H125L123 121L121 124H116L118 126L115 127H111V129H109V125L112 124V120H114V118L123 111V109H125V107H128L130 104L132 103H136V107L135 110L139 109L142 106H145L146 102H150L153 98H158ZM169 96V97H168ZM6 97V98H4ZM13 97V98H12ZM21 97V100H20ZM51 97V99H50ZM59 97V98H58ZM65 97V99H64ZM78 99H77V98ZM101 98V99H97V98ZM134 97V98H133ZM148 97V98H147ZM152 97V98H151ZM171 97V98H170ZM10 98V99H9ZM36 100H35V99ZM70 98L72 100H70ZM80 98V99H79ZM104 98L109 102H107L104 100ZM109 100H108V99ZM111 98V99H110ZM129 98V99H128ZM168 98V99H167ZM2 99V100H1ZM19 99V100H18ZM27 99V101L25 100ZM39 99V100H38ZM92 99V100H91ZM97 99V100H96ZM105 101L103 102L102 101ZM113 99V100H112ZM127 99V100H126ZM132 99V100H131ZM9 100V101H8ZM29 100V101H28ZM34 100V101H33ZM53 100V101H52ZM81 100V102L79 101ZM84 100V101H83ZM90 100V101H89ZM94 100H96V102H94ZM100 100V101H99ZM125 100V101H124ZM137 100V101H135ZM141 100V102H140ZM2 101V102H1ZM6 101V102H5ZM22 101V102H21ZM42 101V102H41ZM66 103H64V102ZM79 101V102H77ZM102 101V102H101ZM135 101V102H132ZM168 101V102H167ZM4 102V103H3ZM17 105H15L16 103ZM29 102V103H28ZM35 102V103H34ZM39 102V103H38ZM88 102V103H87ZM99 102V103H98ZM115 102V103H114ZM145 102V103H144ZM171 104V105H168ZM172 102V103H171ZM36 107L34 106L35 104H37ZM71 103V104H70ZM84 103V104H83ZM96 103V104H95ZM102 103V104H101ZM166 103V104H165ZM67 104V105H66ZM82 104V105H80ZM91 104V105H90ZM95 104V105H94ZM110 104V105H109ZM117 104V106H116ZM126 104V105H124ZM26 105V107H25ZM29 105V107H28ZM45 105V106H44ZM54 105V106H52ZM57 105V107H56ZM76 105V106H75ZM86 105V106H85ZM88 105V107H87ZM94 105V106H93ZM98 105V106H97ZM101 107H100V106ZM103 105V106H102ZM125 107H124V106ZM164 105V106H163ZM168 105V106H166ZM6 106V107H4ZM16 106V107H14ZM23 106L22 110L19 114V116H16L15 118L18 119H11L8 121H4V118L6 115L10 114L13 109L17 108V107H21ZM38 106V107H37ZM43 106V107H42ZM48 106V107H47ZM66 106V108H65ZM68 106V107H67ZM79 106L82 108H79ZM89 106H91L89 108ZM175 106V105H174ZM10 107H12L10 109ZM53 107V108H52ZM55 107L57 109V111L55 110ZM112 107V108H111ZM115 107V108H114ZM117 107V108H116ZM123 107V108H122ZM167 109H166V108ZM170 109V113H173V109ZM4 108V109H3ZM26 108V109H25ZM31 108V109H30ZM40 111H38L37 109ZM49 108V109H48ZM65 108V109H64ZM76 108V109H75ZM78 108V109H77ZM88 108V109H86ZM97 108V109H95ZM9 109V110H8ZM25 109V110H24ZM52 109V110H51ZM60 109V110H59ZM67 109V110H66ZM74 109V110H73ZM82 109V110H81ZM85 109V110H84ZM92 109H94L92 111ZM111 109V110H109ZM153 109V110H152ZM3 110V111H1ZM34 110V111H33ZM51 110V111H50ZM63 110V111H62ZM85 111V112H81V111ZM87 110V111H86ZM98 110V111H97ZM105 110V111H104ZM146 110V111H145ZM155 110V111H154ZM6 111V113H4ZM28 111V112H27ZM30 111V112H29ZM37 111V112H35ZM61 111V112H60ZM95 111V112H94ZM104 111V112H103ZM153 111V112H151ZM34 112V113H33ZM59 112V113H58ZM64 112V113H63ZM75 112H78L79 115L77 116V114ZM91 112V113H90ZM99 112V113H98ZM112 112V113H111ZM156 112V113H155ZM32 113V114H31ZM46 114L45 116L43 114ZM84 113V114H83ZM151 113V114H150ZM155 113V114H154ZM23 114V115H22ZM39 114V115H38ZM95 114V115H94ZM98 114V116H97ZM105 114V115H104ZM145 114V116H143ZM157 114V115H156ZM35 115V116H34ZM64 115V116H63ZM94 115L97 116L92 118V116ZM148 115V116H147ZM21 116V117H20ZM41 116V117H40ZM75 116V117H74ZM87 116V117H86ZM155 116V117H154ZM20 117V118H19ZM46 117V118H45ZM84 118L83 120L81 119ZM109 120H107L106 118ZM25 118V119H24ZM28 118V119H27ZM33 118V119H31ZM44 118V122L46 121V123L43 122ZM80 118V119H78ZM100 120H99V119ZM105 118V119H103ZM112 118V119H111ZM153 118V119H152ZM55 119V120H54ZM78 122H77V120ZM98 119V120H97ZM138 119L140 121H138ZM29 120V121H28ZM59 120V122L57 123V121ZM67 120V121H66ZM71 120V121H70ZM87 120V121H86ZM91 120V122H89ZM94 120V121H92ZM74 121V122H73ZM84 121V122H83ZM98 121V124H97ZM102 121V122H101ZM130 121V122H129ZM4 122V123H3ZM29 122V123H28ZM39 122V124H38ZM43 122V123H42ZM53 122V123H52ZM63 122V123H61ZM96 122V123H94ZM101 122V123H100ZM105 122V125H104ZM125 122V123H124ZM132 122V123H131ZM32 123V125L30 126V124ZM36 123V124H35ZM130 125H129V124ZM12 124V125H11ZM34 124V126H33ZM60 124V125H59ZM72 124V125H71ZM75 124V125H74ZM85 124L87 127L85 128ZM88 124V125H87ZM91 124V126H90ZM5 125V126H4ZM8 125V126H7ZM36 125V126H35ZM77 125V126H76ZM104 125V126H103ZM14 128H13V127ZM27 126H29V128H27ZM33 126V127H32ZM71 126H73L71 129ZM93 126V127H92ZM3 127V128H2ZM76 127V128H75ZM90 127V128H88ZM105 127V128H104ZM107 127V128H106ZM119 129H118V128ZM63 128V129H62ZM101 128V129H100ZM16 129V130H15ZM39 131H38V130ZM61 131H60V130ZM65 129V130H64ZM77 129V130H76ZM118 129V130H117ZM48 130V131H47ZM58 130V131H57ZM74 130V131H73ZM113 133H112V131ZM11 131L13 132L11 134ZM17 131V132H16ZM20 131V132H19ZM27 131V132H26ZM35 131V132H33ZM53 131V132H52ZM78 131V132H77ZM121 131V132H120ZM26 132V133H25ZM50 132V133H49ZM86 132V133H84ZM70 133V134H69ZM72 133V134H71ZM112 133V134H111ZM11 134V135H9ZM14 134V135H13ZM85 134V135H84ZM9 135V136H8ZM13 135V136H12ZM70 139H68V137ZM5 136V137H4ZM8 136V137H7ZM16 136V137H15ZM53 136V137H52ZM112 138H111V137ZM4 137V138H3ZM12 137V138H11ZM78 138V142L77 139ZM83 137V138H82ZM20 138V139H19ZM45 138V139H44ZM52 138V139H51ZM57 138V139H56ZM5 139V140H4ZM17 139V141L14 140ZM25 139V140H24ZM28 139V140H27ZM38 139V140H37ZM75 139V140H74ZM101 139V140H100ZM3 140V141H2ZM7 140V141H6ZM23 140V142L21 141ZM32 142H31V141ZM108 140V141H109ZM20 141V142H19ZM68 141V142H67ZM10 142V143H9ZM14 142V143H13ZM18 144H17V143ZM27 142V143H26ZM35 142V143H34ZM42 142V143H41ZM49 143L46 144L45 143ZM72 142V143H71ZM77 142V143H75ZM11 144V145H9ZM20 144V146H19ZM37 144V145H36ZM39 144V145H38ZM42 144V145H41ZM73 144V145H72ZM4 145V146H3ZM8 145V147L6 146ZM18 145V146H16ZM22 145V146H21ZM31 147H30V146ZM56 145V146H55ZM70 145H72L71 147H69ZM76 145V146H75ZM11 146V147H10ZM12 146L15 148H12ZM25 146V147H24ZM51 149H50V147ZM7 149H6V148ZM30 147V148H29ZM42 147V148H41ZM44 147V148H43ZM59 147V148H58ZM13 150V152H11V150ZM29 148V149H28ZM34 148V150L32 149ZM65 148V150H63ZM71 150H70V149ZM21 149V150H20ZM31 149V150H30ZM48 149V150H47ZM3 150V151H2ZM38 150V151H35ZM43 150V151H41ZM53 150V151H52ZM42 153H41V152ZM45 151V152H44ZM68 151V153L66 152ZM70 151V152H69ZM27 152V153H26ZM53 152V154H51ZM8 153V154H7ZM15 153V154H12ZM32 153V154H31ZM61 153V154H60ZM37 154V155H36ZM7 155V156H6ZM9 155V156H8ZM36 157H35V156ZM56 155V156H55ZM15 156V157H13ZM35 158H34V157ZM43 156V157H42ZM64 156V157H63ZM10 157V158H9ZM39 159H38V158ZM47 157V158H45ZM54 158L56 161L57 159H59L57 163H55L54 166L49 167L48 169L45 170V165L47 163V160L49 161L51 158ZM61 157V158H60ZM15 158V159H14ZM29 158V159H28ZM33 158V159H32ZM12 159V160H11ZM41 159H43L42 161H40ZM61 159V160H60ZM63 159V160H62ZM15 160V161H14ZM35 160V161H34ZM5 161V162H4ZM8 163H7V162ZM14 161V162H13ZM20 161V163H19ZM36 161H38L36 163ZM40 161V162H39ZM45 161V162H44ZM4 162V163H1ZM24 163V164H23ZM44 163V164H43ZM114 163V167L109 166L111 164ZM108 164L106 167H101V169H99L100 173L104 172L105 169L108 172H112L115 171V169L117 170L120 166L119 163L120 162H113ZM116 163H118L116 165ZM9 164V165H8ZM30 165V166H28ZM8 166V167H7ZM21 166V167H20ZM32 167V169H31ZM34 167V168H33ZM8 168V169H7ZM11 168V169H10ZM15 168V170L13 169ZM43 168V169H41ZM52 168V169H51ZM55 168V169H54ZM115 168V169H114ZM10 169V170H9ZM21 170V172L19 173V170ZM37 169V170H35ZM57 169V170H56ZM5 170V172H4ZM14 170V171H13ZM24 170V171H23ZM27 170V171H26ZM33 170V171H32ZM41 170V171H39ZM53 170V171H52ZM36 171V172H34ZM7 172H9L10 174H8ZM28 172V173H27ZM40 172V173H39ZM7 173V174H6ZM26 175H25V174ZM34 173V174H32ZM38 173L40 175H38ZM52 173V174H50ZM60 173V174H59ZM99 173V174H100ZM13 174V175H11ZM30 174L31 177L33 178V182L32 178H30ZM57 174V175H56ZM3 175V176H2ZM22 175V176H21ZM29 175V176H28ZM38 175V177L36 176ZM7 176V177H6ZM24 176V177H23ZM42 176V178L40 177ZM29 177V178H28ZM40 177V178H39ZM44 177V178H43ZM54 177V178H53ZM25 178V179H24ZM35 178V179H34ZM39 178V180H38ZM58 178V179H57ZM6 179V181H5ZM21 180H23L21 182ZM29 180H31L32 182H30ZM38 180V181H37ZM28 181V182H27ZM9 182V185L7 184ZM24 182V183H23ZM43 182V183H42ZM46 182V183H45ZM4 183V184H3ZM23 183V184H22ZM26 183V184H25ZM32 185L29 186L28 185ZM34 183V184H33ZM3 184V185H2ZM11 184V185H10ZM6 185V186H5ZM13 185V186H12ZM24 185V186H23ZM51 185V186H50ZM15 186H17L15 188ZM3 187V188H2ZM5 187V189H4ZM9 187L11 189H9ZM25 187V188H24ZM29 187V188H28ZM8 188V189H7ZM19 190L17 191L16 189ZM37 189V190H36ZM47 189V190H46ZM70 189V188H68ZM2 190H4L2 192ZM7 190H12V191H7ZM15 190V191H14ZM29 190V191H28ZM33 190V191H32ZM34 191L36 193H34ZM11 192V193H10ZM6 193L8 195H6ZM10 193V194H9ZM18 193V195H17ZM33 194V196H32ZM11 195V196H10ZM13 195V196H12ZM21 196V197H20ZM7 197H10L7 199ZM14 197V198H13ZM19 197V198H18ZM4 202V203H3ZM16 202V203H15ZM34 202V203H33ZM5 206H3V205ZM28 205V206H27ZM99 203H96V205L92 206L90 209H88L87 211L83 212H79V210L76 212V209L74 211L73 216L69 217V218H64V219H58L56 221H54V223H51L52 228L49 231H45V229H41L38 232V235L36 234V237L32 238L31 240H29L27 242V245L25 247V249L21 252H19L20 247L18 248H12L9 250L3 249L2 246L0 245V255H2L4 252L8 253L9 257L6 259H0V264H79L84 262L85 260H87L88 258H90L91 256H93V248L90 247L86 250H84L79 256H78V251L79 248L76 245L77 243L80 245V240L78 238L72 239V236L77 234L76 230L78 231L80 226H85V224L87 223H91L92 220H94V216H93V212L95 211V209L98 207ZM24 206V207H23ZM96 207V208H95ZM13 208V209H12ZM77 208V207H76ZM43 210V208H36L34 210V214L33 215H38L41 211ZM92 210V211H91ZM6 211V212H5ZM16 211V212H15ZM106 210H103L101 215L105 214ZM2 212V213H1ZM13 212V213H12ZM88 212V214H87ZM92 213V214H91ZM12 216H11V215ZM9 218H8V216ZM82 215V216H81ZM5 216V217H4ZM11 216V217H10ZM86 216V217H85ZM83 217V218H82ZM4 218V219H3ZM72 218V220H71ZM92 218V220H91ZM91 220V221H90ZM88 221V222H87ZM72 222V223H71ZM86 222V223H85ZM99 222V220H98ZM105 222V221H104ZM239 222V219H234L232 220V225L234 223H236L235 225H237ZM78 223V224H77ZM108 222H105V224H107ZM231 224L229 226H232ZM25 225L22 226H15V228H13L12 226H6L3 227L5 230H7V232L11 235V234H16L17 231H23L25 228L23 227ZM64 226V227H63ZM79 226V228H78ZM147 226H156V225H147ZM1 227V226H0ZM129 227V226H128ZM64 228V229H63ZM75 228V229H73ZM113 228H116V226H114ZM1 229V228H0ZM55 230V231H54ZM65 230V231H64ZM114 230V229H113ZM54 231V232H53ZM115 231V230H114ZM119 232L115 231L116 234L115 235H119L122 234L124 235V233L127 230H123ZM46 233V235H44ZM65 233V234H64ZM43 234V235H41ZM65 235V236H64ZM102 235V234H101ZM100 235V236H101ZM44 236V237H43ZM65 238H64V237ZM112 236V237H111ZM46 237V238H45ZM99 237V234H95L93 235L91 238H97ZM114 237V233L111 232V230H106L104 232V234L101 237V240L103 239H108L110 240V238ZM49 238V239H48ZM64 239V240H63ZM72 239V240H71ZM77 241V242H76ZM61 242V243H60ZM65 242V243H64ZM42 243V244H41ZM55 244V245H54ZM75 246V247H74ZM77 247V248H76ZM89 247V246H88ZM81 248V247H80ZM87 248V247H86ZM2 249V250H1ZM16 249V250H15ZM35 252V253H34ZM54 252V253H53ZM78 256V258L76 259V257ZM22 258V259H21ZM21 260V261H20ZM23 260V261H22ZM17 261V262H16ZM27 261V262H26ZM22 262V263H21ZM26 262V263H25ZM29 262V263H28ZM86 264H91L90 261L87 262Z\"/></svg>",
    "mask_w": 264,
    "mask_h": 264
}]
</instances>
